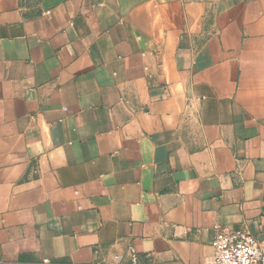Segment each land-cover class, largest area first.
<instances>
[{"label": "crops", "instance_id": "1", "mask_svg": "<svg viewBox=\"0 0 264 264\" xmlns=\"http://www.w3.org/2000/svg\"><path fill=\"white\" fill-rule=\"evenodd\" d=\"M264 242V0H0V264H204Z\"/></svg>", "mask_w": 264, "mask_h": 264}, {"label": "built area", "instance_id": "2", "mask_svg": "<svg viewBox=\"0 0 264 264\" xmlns=\"http://www.w3.org/2000/svg\"><path fill=\"white\" fill-rule=\"evenodd\" d=\"M214 253L204 264H264V242L244 230L222 229L213 242ZM132 264L138 263L134 249Z\"/></svg>", "mask_w": 264, "mask_h": 264}]
</instances>
